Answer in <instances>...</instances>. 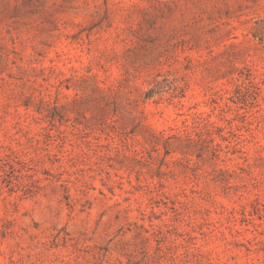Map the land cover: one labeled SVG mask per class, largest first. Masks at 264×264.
<instances>
[{
  "label": "rangeland",
  "instance_id": "374dc122",
  "mask_svg": "<svg viewBox=\"0 0 264 264\" xmlns=\"http://www.w3.org/2000/svg\"><path fill=\"white\" fill-rule=\"evenodd\" d=\"M0 264H264V0H0Z\"/></svg>",
  "mask_w": 264,
  "mask_h": 264
}]
</instances>
